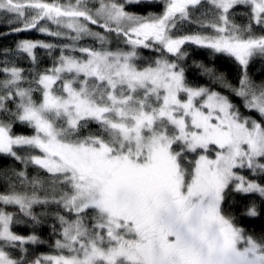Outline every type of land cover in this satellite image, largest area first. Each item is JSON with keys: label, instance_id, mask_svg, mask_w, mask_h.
<instances>
[{"label": "snow or ice", "instance_id": "1", "mask_svg": "<svg viewBox=\"0 0 264 264\" xmlns=\"http://www.w3.org/2000/svg\"><path fill=\"white\" fill-rule=\"evenodd\" d=\"M140 2L0 0V13L23 22L13 31L36 29L73 42L18 44L34 64V50L51 55L59 46L50 68L26 73L7 61L0 65V156L47 174L5 170L9 183L0 205L16 206L35 223L55 205L60 225L56 253L33 260L25 245L42 241L14 233L10 226L18 217L0 207V264H264V235L236 226L222 207L233 185V191L264 197V185L234 171L264 176V84L247 75L250 58L264 57V34H253V23L264 33V0H163L160 13L126 11V4ZM237 6L250 9L247 25L235 23ZM206 7L211 20L208 11L195 15ZM185 21L213 34L176 36ZM113 32L131 50L106 48ZM83 37L99 41L100 49L75 47ZM187 43L244 67L240 87H228L259 120L227 96L187 85L179 64ZM138 47L161 55L140 66ZM77 51L82 56L72 54ZM16 122L34 134L14 135ZM93 125L96 131H88ZM198 150L203 154L190 159ZM36 205L45 212L34 213ZM246 215H258L255 204Z\"/></svg>", "mask_w": 264, "mask_h": 264}, {"label": "trees", "instance_id": "2", "mask_svg": "<svg viewBox=\"0 0 264 264\" xmlns=\"http://www.w3.org/2000/svg\"><path fill=\"white\" fill-rule=\"evenodd\" d=\"M46 2H52V0H46ZM60 3H66L67 0H59ZM74 2V0H73ZM96 0H89V3H95ZM123 2V0H120ZM98 6V5H97ZM126 11L133 13L138 16H147L150 13H160L163 10V0H141L140 3H130L126 4ZM210 7V6H208ZM208 7L201 8L199 12L195 15L200 17L201 13L208 11ZM250 9H246L244 6H237L236 12L234 13V21L237 24L247 25L249 23L248 12ZM208 19H213L212 13L208 11ZM52 30L56 29V25L44 22ZM23 27V22L17 20L12 14L0 13V65H3L5 61L8 62V66H16L23 68L25 72H36L37 70H43L50 68L53 64L54 59L60 55L59 46L54 48L49 55V50L43 48H37L35 51L37 61L34 64L30 57L23 52L18 51V44L24 40L31 41H44L52 44H63L65 42L72 44L73 42L67 40L66 38H56L40 33L38 30H28V31H13L14 28ZM94 31H100L103 33V29H99L96 26H92ZM67 32V29H63ZM201 33L204 35L213 34L212 29H201L199 24L190 23L188 21L179 24L175 35L181 36L186 34ZM75 35V33H71ZM253 34L261 35L264 34L260 31L259 27L253 23ZM126 38L123 36L117 37L113 32L107 37V43L105 47L111 51L131 50V46L125 43ZM75 47H90L100 49L101 44L99 41L92 37H83L81 40L75 42ZM182 49L187 55L179 61L181 67L184 68L185 80L189 87L192 88H207L212 91H216L219 94L227 96L231 102L240 108V111L245 115H250L253 119L259 120V114L255 113L249 109L243 108V102L240 97L235 96L234 92L228 85L232 88L240 87V79L244 74V67L241 66L234 57H231L224 53H216L212 49L204 48L195 44L187 43L182 45ZM137 52L139 54V59L137 63L140 66H147L149 62L155 61L160 57L161 53L154 51L152 48L138 47ZM75 56H82L80 52L72 53ZM164 55L169 59H175L172 54L165 52ZM203 66V67H201ZM206 69L211 70V73L215 74V77L222 78L218 80L214 78ZM247 75L249 79L256 85L264 84V57L256 55L250 58L249 64L247 66ZM30 78V77H29ZM27 87V84H24ZM34 96H39V93H34ZM14 135H33V129L25 124L16 122L13 126ZM88 131H96V126L93 125ZM87 134V131L85 132ZM18 154L25 155V150L18 149ZM203 150H198L197 153L189 154L190 159L195 160ZM38 153V150L36 152ZM210 155H213L210 153ZM8 169H15L16 171H25L29 176H35L40 174L41 176H47L43 170L38 169V166L27 165L19 161H14L12 157L0 156V191H4L9 181L3 176V172ZM238 172L244 174L247 178L251 180H256L258 183L264 185V176H253L250 170H240L236 169ZM11 176L12 173L9 172ZM233 186L226 190L225 200L222 204L224 209V214L234 218L235 224L238 227H242L247 230L248 233L254 234L256 236L264 235V197H261L258 193L243 194L233 191ZM255 204L258 215L256 217H249L246 215L247 209ZM4 210L12 212L18 217V221L14 220L13 224L10 226L11 230L21 236L28 237L31 235H36L39 237L42 243L25 245L27 249V257L30 259H35L43 255L55 254L56 250L54 248V242L58 238L60 225L56 221L55 215V205L49 206L48 214L41 215L40 223H35L30 217H26L19 211L16 206L12 205H0ZM34 213L41 214L45 212V208L40 205H36L33 208ZM55 227L56 232H53ZM16 251H19L17 249Z\"/></svg>", "mask_w": 264, "mask_h": 264}, {"label": "rangeland", "instance_id": "3", "mask_svg": "<svg viewBox=\"0 0 264 264\" xmlns=\"http://www.w3.org/2000/svg\"><path fill=\"white\" fill-rule=\"evenodd\" d=\"M201 88H204V87H201ZM210 91H212V90H210ZM214 92H216V91H214ZM220 95H222V94H220ZM222 96H224V95H222ZM214 147V146H213ZM203 154V153H202ZM212 154L213 155H209V158H211V159H214L215 158V151H213L212 152ZM262 162H264V161H262ZM247 168H243V169H240V170H246ZM247 170H249V169H247ZM234 171H236L238 174H240V175H244V174H242V173H240V172H238L236 169H234ZM245 176V175H244ZM246 177V176H245ZM247 178V177H246ZM247 179H249V178H247ZM249 180H251V179H249ZM233 187H234V185H233ZM9 212V211H8ZM44 256V255H43ZM40 257H42V256H40Z\"/></svg>", "mask_w": 264, "mask_h": 264}]
</instances>
